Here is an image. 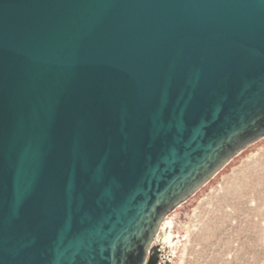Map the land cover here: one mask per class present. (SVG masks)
<instances>
[{
	"label": "water",
	"instance_id": "95a60500",
	"mask_svg": "<svg viewBox=\"0 0 264 264\" xmlns=\"http://www.w3.org/2000/svg\"><path fill=\"white\" fill-rule=\"evenodd\" d=\"M262 138L264 0H0V264H171Z\"/></svg>",
	"mask_w": 264,
	"mask_h": 264
},
{
	"label": "rangeland",
	"instance_id": "374dc122",
	"mask_svg": "<svg viewBox=\"0 0 264 264\" xmlns=\"http://www.w3.org/2000/svg\"><path fill=\"white\" fill-rule=\"evenodd\" d=\"M263 141L164 220L171 264H264Z\"/></svg>",
	"mask_w": 264,
	"mask_h": 264
},
{
	"label": "bare ground",
	"instance_id": "6f19581e",
	"mask_svg": "<svg viewBox=\"0 0 264 264\" xmlns=\"http://www.w3.org/2000/svg\"><path fill=\"white\" fill-rule=\"evenodd\" d=\"M260 140H261V139H260ZM261 143L264 144V141H263V142H260L259 144H261ZM263 144H262V145H263ZM253 147H255V146H252L251 148H249V149H250V150H249V153H252V150H251V149H252ZM239 157H240V155L237 157V159H239ZM228 164H229V163H228ZM228 164H227V165H228ZM227 165H226V166H227ZM226 166H225V167H226ZM225 167H224V168H225ZM224 168H223V169H224ZM223 169H222V170H223ZM222 170H220V172H219L220 175H221V173H223V172H221ZM217 175H218V174H217ZM217 175H215V176L212 178L213 181H216V179H217V177H218ZM209 183H212V182L209 181L208 183H206V184L203 186V188H204L206 185H208ZM209 185H210V184H209ZM203 188H202V189H203ZM202 192H203V190H202L200 193H202ZM200 195H201V194H200ZM191 198H192V197H191ZM191 198H190V199H191ZM190 199H189V200H190ZM186 202H187V201H186ZM186 202L180 204V205H179L174 211L177 212V211H178V208L182 207V205L185 204ZM188 203H189V202H188ZM188 203H187V204H188ZM174 211H173V212H174ZM173 212H171V213H173ZM171 213H170V214H171ZM170 214H169V215H170ZM169 215H168V216H169ZM166 218H167V217H166ZM166 229H167V228H166ZM167 231H168V229H167ZM167 231H166V233H165V229H163V228L161 227V232H160V233H161V234L163 233V238H162V240H161L162 243H163V241L165 240V238H166V236H167ZM158 239H159V238H158ZM163 246H164V245H163ZM168 253H170L169 250H168ZM170 254H171V253H170ZM171 255H172V254H171Z\"/></svg>",
	"mask_w": 264,
	"mask_h": 264
}]
</instances>
